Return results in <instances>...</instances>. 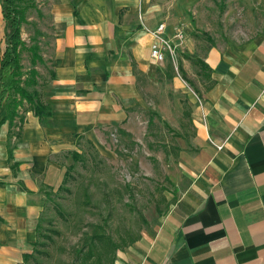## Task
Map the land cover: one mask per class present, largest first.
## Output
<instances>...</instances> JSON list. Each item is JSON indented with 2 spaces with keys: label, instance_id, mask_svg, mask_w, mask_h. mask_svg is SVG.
<instances>
[{
  "label": "crops",
  "instance_id": "obj_1",
  "mask_svg": "<svg viewBox=\"0 0 264 264\" xmlns=\"http://www.w3.org/2000/svg\"><path fill=\"white\" fill-rule=\"evenodd\" d=\"M44 2L42 31L52 37L41 57L49 73L33 88L50 115L19 108L12 126L0 124V264L31 252L38 184L57 186L63 162L83 141L103 152L106 131L145 136L149 112L170 128L154 157H165L175 199L111 264H264V12L245 38L207 43L196 36L199 0ZM161 23L165 36L183 29L178 53L195 55L200 67L193 72L186 56L179 69L200 75L197 92L152 72L174 69L149 57L142 26ZM152 82L165 107L146 102ZM5 114L1 107L0 120Z\"/></svg>",
  "mask_w": 264,
  "mask_h": 264
},
{
  "label": "rangeland",
  "instance_id": "obj_2",
  "mask_svg": "<svg viewBox=\"0 0 264 264\" xmlns=\"http://www.w3.org/2000/svg\"><path fill=\"white\" fill-rule=\"evenodd\" d=\"M44 6V0L17 2L24 41L19 52L22 77L33 66L30 47L37 46L39 53L49 52L52 36L44 32L49 26ZM261 12L264 0H199L194 15L199 31L196 36L207 43L241 40L260 26ZM4 47L1 27L0 53ZM186 51L179 53L178 74L169 65L162 72H152L162 73L160 76L166 80L170 76L178 78L188 93L197 92L200 75L192 76L179 69L180 58L186 56L190 57L193 72L200 67L196 56ZM36 71L46 79L49 64L36 62ZM165 78L162 91L168 89ZM153 84L148 83L151 94L146 102L150 107H165V95L153 94ZM19 108L27 110L31 106L25 101ZM143 119L147 121L145 136L136 132L134 137L126 138L117 130L106 131L103 152L83 141L77 146L79 156L70 154L63 162L64 174L57 186L38 184L36 239L29 256L22 258L23 264H111L117 251L154 228L175 199L166 176L167 161L165 157L163 161L154 157V144L158 140L170 141L172 135L169 126L154 112L145 113Z\"/></svg>",
  "mask_w": 264,
  "mask_h": 264
},
{
  "label": "trees",
  "instance_id": "obj_3",
  "mask_svg": "<svg viewBox=\"0 0 264 264\" xmlns=\"http://www.w3.org/2000/svg\"><path fill=\"white\" fill-rule=\"evenodd\" d=\"M18 1L20 0H0L2 28L5 37V47L0 53V108L4 106L6 110L0 124L7 122L9 127L19 117L18 107L25 101L30 104L34 115L38 117L50 115L48 107L41 102L38 93L33 88L37 83L36 79H40L36 71V62L44 63L37 46L29 48L32 51V68L25 77H22L21 74L19 52L24 46V41L21 38L22 13L17 7ZM29 88L32 89L29 90ZM70 154L72 157L79 156L75 151ZM22 190L26 191L24 187ZM28 256L25 254L23 258L26 259ZM18 264H23V262Z\"/></svg>",
  "mask_w": 264,
  "mask_h": 264
},
{
  "label": "built area",
  "instance_id": "obj_4",
  "mask_svg": "<svg viewBox=\"0 0 264 264\" xmlns=\"http://www.w3.org/2000/svg\"><path fill=\"white\" fill-rule=\"evenodd\" d=\"M143 31L150 37L149 57L156 65H162L169 60L177 70L178 50L182 48L185 34L180 26L173 27L171 36H165V25L163 23L151 29L142 26ZM220 148L221 146H217Z\"/></svg>",
  "mask_w": 264,
  "mask_h": 264
}]
</instances>
